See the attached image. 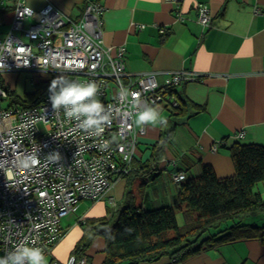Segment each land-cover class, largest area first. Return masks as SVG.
Segmentation results:
<instances>
[{
  "label": "built area",
  "instance_id": "built-area-1",
  "mask_svg": "<svg viewBox=\"0 0 264 264\" xmlns=\"http://www.w3.org/2000/svg\"><path fill=\"white\" fill-rule=\"evenodd\" d=\"M14 1L13 30L0 40V103L11 99L8 107H0V258L26 243L43 250L45 264H59L51 256L65 235L62 218L76 211L83 199L104 198L131 170L148 122L138 126L136 116L145 111L154 116L160 108L179 106L177 86L201 77L178 70L161 84L154 71H127L125 49L118 47L114 56L105 44L101 18L105 7L98 0H86L78 20L66 16L51 0L39 10L26 0ZM172 1L181 12L182 0ZM3 3L0 0V9ZM197 10L198 21L210 27L209 5L198 3ZM31 18L35 21L27 24ZM21 71L46 75L49 86L57 78L95 83L97 91L89 100L102 105L94 114L100 124L85 130L79 121L65 116L63 106L53 110L49 86L41 102L28 107L15 104L1 76ZM80 118L85 119L82 114ZM30 157L38 163H21ZM161 162L176 165L167 158ZM172 176L181 182L186 173L177 170ZM63 264L90 262L85 256L70 255Z\"/></svg>",
  "mask_w": 264,
  "mask_h": 264
},
{
  "label": "crops",
  "instance_id": "crops-1",
  "mask_svg": "<svg viewBox=\"0 0 264 264\" xmlns=\"http://www.w3.org/2000/svg\"><path fill=\"white\" fill-rule=\"evenodd\" d=\"M2 1L0 40L13 30L16 5L14 0ZM98 1L105 7L101 17L105 44L112 47L114 56L118 47L125 49L127 71L134 74L154 71L161 84L178 70L195 72L201 77L177 86L181 95L193 104L186 114L170 118V110L160 108L153 116L155 120L147 122L136 159L144 162L150 158L153 145L162 139L164 130L168 140L162 158L175 161L176 165L160 161L157 178H148L141 192L135 191L134 185L137 177H141L142 183L144 175L140 172L134 176L131 183L137 203L142 201L148 206L172 203L180 190V182L172 176L179 165L182 170L190 168L193 175L200 174L202 166L207 164L213 166L219 178L233 176L231 148L235 144L264 146V0H182L181 12L172 0ZM51 2L66 16L77 20L86 4V0ZM26 3L39 10L46 0H26ZM198 3H207L211 9L213 21L208 28L198 21ZM34 21L35 18H31L27 24ZM22 37L26 39L25 35ZM157 114L162 118H154ZM136 121L138 126L142 124L140 120L138 124L137 116ZM214 145H218L216 150ZM129 179V176L122 177L115 182L114 191H110L115 203L108 197L109 207L124 199ZM258 190L264 199V188ZM102 200L106 199L96 202ZM103 207L104 214L99 216L107 212L106 206ZM261 219L264 220V214ZM100 247L98 256L88 251L90 264L104 261L105 240ZM57 260L61 264L65 262ZM172 262L173 259L166 256L141 264ZM179 264H264V240L245 238L222 243L191 255Z\"/></svg>",
  "mask_w": 264,
  "mask_h": 264
},
{
  "label": "trees",
  "instance_id": "trees-1",
  "mask_svg": "<svg viewBox=\"0 0 264 264\" xmlns=\"http://www.w3.org/2000/svg\"><path fill=\"white\" fill-rule=\"evenodd\" d=\"M49 83L50 79L39 81L35 91L23 98L11 88L10 94L15 104L32 106L43 100ZM175 92L180 105L165 107L170 110V118L186 114L193 105L177 89ZM167 134L162 131L163 137L153 145L148 160L141 162L134 158L131 170L120 177L130 179L124 199L116 204L117 208L113 207V223L109 216L112 207H107L105 215L78 221L83 232L71 255L85 256L90 261L87 250L101 236L105 240L102 264H141L166 256L173 259V264H179L222 243L245 238L264 240V224L245 222L250 216L264 214V199L255 190L260 182L264 183V146L260 144H235L231 148L235 167L231 177L219 178L213 166L207 164L198 175H193L190 168L183 169L186 178L180 182L179 193L172 203L159 206L137 203L131 180L141 172L144 178L138 186L142 190L148 178H157ZM178 167L181 171L182 166ZM51 259L57 260L53 255Z\"/></svg>",
  "mask_w": 264,
  "mask_h": 264
},
{
  "label": "clouds",
  "instance_id": "clouds-1",
  "mask_svg": "<svg viewBox=\"0 0 264 264\" xmlns=\"http://www.w3.org/2000/svg\"><path fill=\"white\" fill-rule=\"evenodd\" d=\"M96 91L97 86L95 83H87V81L80 83L57 78L53 79L49 86V92L51 93L49 99L53 110H59L63 106L64 114L67 118L79 121L80 127L88 130L100 124L94 114H98L102 110V105L97 100H89V98L95 96ZM81 114L85 119L81 120ZM152 119V113L149 111L139 115L141 122L151 121ZM103 130V128L99 129L100 132H103ZM29 161L31 164L38 163L34 157H30L21 163L28 166ZM25 260H27L28 264H45L43 250L38 247H30L26 243L21 244L16 247L14 252H10L6 257L0 258V264H24Z\"/></svg>",
  "mask_w": 264,
  "mask_h": 264
},
{
  "label": "rangeland",
  "instance_id": "rangeland-1",
  "mask_svg": "<svg viewBox=\"0 0 264 264\" xmlns=\"http://www.w3.org/2000/svg\"><path fill=\"white\" fill-rule=\"evenodd\" d=\"M1 78L5 83L8 84V86L15 92V94L17 96H20L23 98L27 95V93L34 92L35 88L37 86V83L41 80H45L46 75L37 74L34 72H30V71H21V72L4 73L1 76ZM10 104H11L10 97L5 98L4 101H2L0 103V107L6 108ZM154 118H157L159 120L162 118V116L157 114V117H154ZM137 120H138V124H139V115H137ZM153 120H155V119H153ZM138 147H139V145H138ZM148 156L149 155H147L146 158ZM143 161H145V160H143ZM140 180H141V177H139V178L137 177V182L134 185L135 191H137L138 189H139V191H141L140 187L138 186L140 183ZM113 187L111 189L112 191H114ZM262 188H264V183L260 182L256 186L255 190L262 189ZM109 196L114 197L113 193L109 192L104 197V199H106V200H102L100 202H96L95 200H92V199H83L79 202V208L76 211H72L62 218L61 224H62V227H63L64 231L66 232V234L61 239L59 245L56 247L54 255L57 259L63 260L65 262L68 260L70 253L72 252V250L74 249V247L78 241V238L81 237L82 232H83L82 226L78 221L81 220L82 216L87 215V217H93V216H99L101 214H104L103 209H102V208H104L103 206H106V208H107L111 205V202L109 201V198H108ZM139 200H140V198H139ZM114 203H115V199H114ZM167 203H169V201H166V204ZM138 204H142V201H138ZM117 205H118V203H117ZM115 207L117 208V206H114V208ZM114 208H110V210H111V213L109 214L110 217L113 215ZM261 216H262V214L250 216L246 219L245 222H247V223L248 222L249 223L258 222V223L262 224L264 222V220L261 219ZM113 222H114V217L112 216V223ZM229 224H230V222L227 225H229ZM103 240L104 239L101 236L96 238L95 241L92 242V244L90 245V247L88 248L87 251H91V252H93V254H96L98 256L99 252H97V251L101 248L100 243H102Z\"/></svg>",
  "mask_w": 264,
  "mask_h": 264
}]
</instances>
